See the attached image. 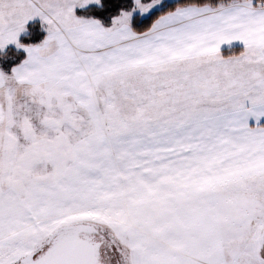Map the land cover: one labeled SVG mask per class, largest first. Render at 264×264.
<instances>
[{"label":"snow or ice","instance_id":"obj_1","mask_svg":"<svg viewBox=\"0 0 264 264\" xmlns=\"http://www.w3.org/2000/svg\"><path fill=\"white\" fill-rule=\"evenodd\" d=\"M0 264H264V0H0Z\"/></svg>","mask_w":264,"mask_h":264}]
</instances>
